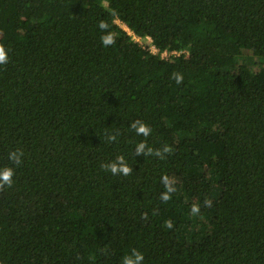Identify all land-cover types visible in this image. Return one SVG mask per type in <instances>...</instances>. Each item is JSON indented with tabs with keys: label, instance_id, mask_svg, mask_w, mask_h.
Here are the masks:
<instances>
[{
	"label": "trees",
	"instance_id": "obj_1",
	"mask_svg": "<svg viewBox=\"0 0 264 264\" xmlns=\"http://www.w3.org/2000/svg\"><path fill=\"white\" fill-rule=\"evenodd\" d=\"M0 44V264H264V0H0Z\"/></svg>",
	"mask_w": 264,
	"mask_h": 264
},
{
	"label": "clouds",
	"instance_id": "obj_2",
	"mask_svg": "<svg viewBox=\"0 0 264 264\" xmlns=\"http://www.w3.org/2000/svg\"><path fill=\"white\" fill-rule=\"evenodd\" d=\"M109 23L105 20L98 21V28L101 30L103 35H101L100 40L102 46L110 47L115 45L117 42L116 35L109 31ZM9 62L8 50L5 49L3 44H0V65H6ZM172 79L175 80L177 84H182L184 81V76L180 72H174L172 74ZM136 134L143 135L144 137H148L152 128L144 123L141 120L132 121L130 126ZM117 139V135H108V142H115ZM173 149L169 145H165L163 149H153L149 147L145 141H141L136 145L135 155H144L146 156H156L160 159H164L166 154H171ZM24 156V152L21 149H16L14 151L9 152L8 159L9 161L16 165L17 167L23 163L22 157ZM101 168L105 171H110L112 175H123L129 176L132 174V167L128 165L123 155H118L116 159L112 162L104 163L101 165ZM15 175V169L10 166H5L0 168V191H3L5 187L11 188L13 185V177ZM161 183H163L165 187V191L161 193L160 199L167 203L172 199V193L176 191V188L173 185V182L170 180L168 176L161 177ZM205 207H211V201L205 200ZM200 213V206L198 204H193L191 206V214L193 216L198 215ZM146 218V215H145ZM164 226L168 229H172L174 227L173 221L168 219L164 222ZM144 254L138 249L133 248L131 253L122 257L121 264H143Z\"/></svg>",
	"mask_w": 264,
	"mask_h": 264
},
{
	"label": "built area",
	"instance_id": "obj_3",
	"mask_svg": "<svg viewBox=\"0 0 264 264\" xmlns=\"http://www.w3.org/2000/svg\"><path fill=\"white\" fill-rule=\"evenodd\" d=\"M127 28V27H126ZM125 29V28H124ZM132 37H133V39L135 40V41H137L140 45H141V47H143L144 49H146V50H148V51H150L151 53H159V55L162 57V58H167L169 55H180L181 53H184L185 55H187L188 54V52L187 51H182V50H172V51H168V50H162V51H159L158 50V48L153 44V43H145L144 41H143V39L140 37V36H138V35H136V34H134L131 30H129L128 28L127 29H125ZM147 39L148 40H150L149 39V37H147Z\"/></svg>",
	"mask_w": 264,
	"mask_h": 264
},
{
	"label": "rangeland",
	"instance_id": "obj_4",
	"mask_svg": "<svg viewBox=\"0 0 264 264\" xmlns=\"http://www.w3.org/2000/svg\"><path fill=\"white\" fill-rule=\"evenodd\" d=\"M117 23H118L119 25H121L123 28L127 29L126 26H125L124 24H122L121 22L117 21Z\"/></svg>",
	"mask_w": 264,
	"mask_h": 264
}]
</instances>
